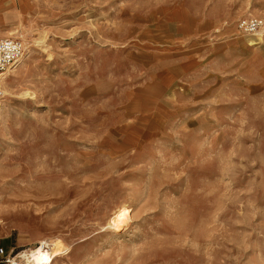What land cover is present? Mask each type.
<instances>
[{"label": "rangeland", "instance_id": "1", "mask_svg": "<svg viewBox=\"0 0 264 264\" xmlns=\"http://www.w3.org/2000/svg\"><path fill=\"white\" fill-rule=\"evenodd\" d=\"M12 7L0 264H264V0Z\"/></svg>", "mask_w": 264, "mask_h": 264}, {"label": "built area", "instance_id": "2", "mask_svg": "<svg viewBox=\"0 0 264 264\" xmlns=\"http://www.w3.org/2000/svg\"><path fill=\"white\" fill-rule=\"evenodd\" d=\"M264 25L261 19L243 20L240 27L249 32H256ZM26 53L25 43L15 37H0V103L4 97L2 89L9 71H12Z\"/></svg>", "mask_w": 264, "mask_h": 264}, {"label": "bare ground", "instance_id": "3", "mask_svg": "<svg viewBox=\"0 0 264 264\" xmlns=\"http://www.w3.org/2000/svg\"><path fill=\"white\" fill-rule=\"evenodd\" d=\"M25 55L23 56V58L20 60L19 63L22 62ZM128 213H129V210L127 208H123L122 210L115 212L113 216L109 219L108 227L116 228V229L122 227V225L127 223L128 215H129ZM53 249L54 250L56 249L55 245H54V248H50V247L46 248V246L36 247L30 251V256H28V258H30V262L32 264H51L52 261L54 260V256H53L54 252L52 251Z\"/></svg>", "mask_w": 264, "mask_h": 264}, {"label": "crops", "instance_id": "4", "mask_svg": "<svg viewBox=\"0 0 264 264\" xmlns=\"http://www.w3.org/2000/svg\"><path fill=\"white\" fill-rule=\"evenodd\" d=\"M12 2L13 0H0V37H4L7 35V28H8V24L10 21V14H11V8L12 7ZM27 59V54L26 57L22 60L21 63H19L15 68H17L19 65H21L22 63H24ZM15 70H13L12 72L8 73L7 78L8 80L12 79L13 72Z\"/></svg>", "mask_w": 264, "mask_h": 264}]
</instances>
